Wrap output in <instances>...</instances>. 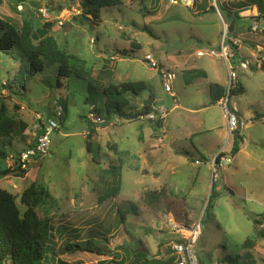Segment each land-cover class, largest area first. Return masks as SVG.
I'll return each mask as SVG.
<instances>
[{"label":"rangeland","instance_id":"obj_1","mask_svg":"<svg viewBox=\"0 0 264 264\" xmlns=\"http://www.w3.org/2000/svg\"><path fill=\"white\" fill-rule=\"evenodd\" d=\"M247 1L118 0L100 7L94 17L83 0H0V18L17 28L22 19L33 29L52 21L49 34L59 48L83 59L87 70L81 78H58L57 64L46 62L26 78L21 95L0 89V111L5 121L15 123L5 146L9 157L0 159V168L10 169L0 177V189L13 195L21 213V196L31 184L49 193L35 210L53 226L56 253L42 264H129L136 251L157 264H178L171 243L184 242V228L198 219L200 235L192 248L196 259L186 264H264V14L259 16L255 4L236 8L237 2ZM227 10L238 14L232 30ZM223 41L236 46V57L226 61L220 56ZM147 55L175 72V96L164 90ZM17 67L15 59L0 52V82L10 80ZM138 80L146 89L127 98L138 109L152 96L149 115L132 120L107 116L85 102L89 83L96 87L91 97L100 106L103 86ZM235 82L243 86L241 93L229 101L224 96L220 105L211 103L215 85L226 94ZM60 101L67 110L51 131L48 150L21 165L19 154L33 143L42 123L55 112L64 115ZM227 101L245 118L235 127L243 136L235 155L226 147L233 138L227 121L224 128ZM89 111L104 122L93 124ZM2 140L0 135V146ZM87 143L97 150L96 159ZM220 152L231 162L214 163ZM116 164L121 166L119 193L99 202L111 180L104 170ZM213 185L212 206L205 211ZM65 225L77 229V240L89 235L100 240L105 255L64 252V242L73 236L55 228Z\"/></svg>","mask_w":264,"mask_h":264},{"label":"trees","instance_id":"obj_2","mask_svg":"<svg viewBox=\"0 0 264 264\" xmlns=\"http://www.w3.org/2000/svg\"><path fill=\"white\" fill-rule=\"evenodd\" d=\"M118 3V0H83L85 10L96 17L97 11L100 7L111 6ZM255 4L259 11L264 14V4L262 0H249L246 2H237L235 5L237 9H246L248 5ZM264 16V15H263ZM226 18L229 20V30L233 29L235 21L238 19V14H233L229 10L226 12ZM52 21H47L39 28L33 29L30 21L22 19L19 28L15 27L8 21L0 18V52L5 53L11 58L15 59L18 63L16 72L13 74L10 80L5 81L4 87L10 93L21 95L26 90L25 80L28 76L41 71L46 62L57 64V75L68 76L70 74L81 78L87 75L85 69V61L80 57L70 54L59 48L55 39L49 34V28L52 25ZM144 30L150 36H153V32L147 27L142 26ZM233 56L236 57V46L230 41ZM263 65V64H262ZM264 66V65H263ZM50 84V82H45ZM146 83L142 80L138 81H126L121 82L118 85L109 84L103 86V90L99 93L102 96V105L97 106L95 100L91 95L96 93V87L88 84V95L85 102L92 104L91 110L100 112L103 111L108 116L113 113L119 117L125 119H137L140 116H145L154 112L152 105H143L142 107L135 109L133 105H130L127 96L139 95L146 89ZM216 89L211 93L210 101L214 103L219 99L227 95L228 101L231 95L243 91V86L239 82H235L228 89V93L225 94L226 89L219 85H215ZM227 101V107L229 110L235 111L237 118L239 119V112L234 110ZM62 105L63 114L56 112L52 119L56 123L61 124L67 110L66 104L60 101ZM46 119V120H48ZM3 113L0 111V135L3 137L2 145L0 146V159H5L8 156L6 152V145L11 143V133L14 129V122L10 120L5 121ZM47 121H45L46 123ZM161 121L156 122V127L161 126ZM42 123V126L45 124ZM24 123H21L20 129H24ZM58 129V128H56ZM94 129L90 128L89 133ZM232 144L230 148V154L235 155L240 148V144L243 141V136L238 129L232 132ZM29 146V145H28ZM25 149V148H24ZM86 149L92 153L94 159H96L97 150L94 149L90 143L86 144ZM224 153L220 152L215 157L214 162L218 164L220 156ZM9 168H0V177L9 172ZM121 166L120 164L110 165L104 173L111 177L109 185L106 191L102 192L98 200L103 201L106 198L114 197L119 193L121 184ZM214 185L211 187L207 205L205 211L211 208V199L213 197ZM42 195L49 197V193L42 187L31 184L25 189L21 196V202L25 205L23 212L15 203L13 195L0 189V264H42L43 261L53 259L55 255V249L53 251L54 244L51 239L53 233V226L47 217H40L35 208L38 206L42 199ZM120 219L124 217L121 210L117 211ZM55 228V227H54ZM56 229L58 233H68L73 236V240H66L63 245L64 252L74 251H87L95 253L97 255H105V245L94 236L77 240L79 232L76 228L68 226H62ZM62 233V234H63ZM263 236L264 233L261 232ZM105 238V236H104ZM232 261L230 257H226ZM233 260H237L234 258ZM107 260H99L96 264H106ZM116 264H124L122 261ZM129 264H157L154 259H148L147 255L142 251H136L133 253V259L130 258ZM171 264V263H166Z\"/></svg>","mask_w":264,"mask_h":264},{"label":"built area","instance_id":"obj_3","mask_svg":"<svg viewBox=\"0 0 264 264\" xmlns=\"http://www.w3.org/2000/svg\"><path fill=\"white\" fill-rule=\"evenodd\" d=\"M43 14H46V11H42ZM258 27L257 23H254L252 25V29L255 30ZM199 55H202V51H198ZM220 56L223 57L224 60L228 61L229 58H232L233 52H232V47L231 45L227 42L225 43L224 41L220 44ZM146 59L148 62H150L151 66L153 68H156L159 75H160V80L162 81V86L164 90L168 93H170L172 96L174 93L172 92V83L174 81L175 77V72L173 70L165 69L163 67H159V65L152 60L150 55L146 56ZM232 74L231 77L234 76V72L231 71ZM5 82H0V89L2 91L7 90L4 87ZM230 88V87H229ZM227 111H226V121L228 124V128L231 131L232 129L235 130L237 128L236 125L240 123V120L237 118V115L235 111L229 110L228 107L226 106ZM234 109V108H233ZM91 110V109H90ZM235 110V109H234ZM59 114V113H58ZM87 114V118L90 120V118L93 120L91 121L93 124H101L104 122V118H101L100 116H95L92 111H89ZM149 115V114H147ZM47 122L43 125V129L41 130L40 133H38L34 138L33 143H31L29 146H27L25 149L21 151L19 154V158L17 159L21 165H26L27 161L29 159H34L35 157H40L43 155L49 148L50 146V134L53 129L58 128V123L53 121L52 119L46 120ZM235 128V129H234ZM218 155V154H217ZM9 156H7L8 158ZM223 162L225 163H230L231 162V157L230 156H220V160L218 164H222ZM186 229L187 235L185 236V241L184 242H178V241H173L171 243V247L173 249V252L178 255V264H186V260H195L196 257L195 255L192 254V248L196 240L198 239L200 235V230H201V221L198 219L197 221H194L192 225L189 227L184 228ZM213 264H221L218 261H215Z\"/></svg>","mask_w":264,"mask_h":264},{"label":"crops","instance_id":"obj_4","mask_svg":"<svg viewBox=\"0 0 264 264\" xmlns=\"http://www.w3.org/2000/svg\"><path fill=\"white\" fill-rule=\"evenodd\" d=\"M169 94H170V93H169ZM170 95H171V94H170ZM173 96H175V92H174V95H173ZM218 102H219V103H218ZM213 104H214V103H213ZM226 104H227V103H226ZM175 105H177V104H175ZM175 105H174V106H175ZM209 105H210V104H209ZM214 105H220V101H216ZM221 106H223V105H221ZM230 106L232 107L233 104L230 105ZM235 106H236V105H235ZM235 110L239 112V115H240V116H239V120L241 121L242 118H244V114H243V112H242L241 110H239L238 108H236ZM222 111H223V109H222ZM223 113H224V111H223ZM256 117H258V115H256ZM263 117H264V116H263ZM263 117H262V118H263ZM244 119H245V118H244ZM224 128H226V130H227V127H226V120H225ZM195 133H196V132H191L190 134H191V135H194ZM228 142H229V143H228V145H227L226 147H228V148L230 149L232 140L229 139ZM192 147H193V146H192ZM193 149L196 151V148H195V147H193ZM240 149H241V148H239V151H240ZM217 151H218V150H217ZM199 155H200V157H201V153H199ZM215 155H216V153H215ZM215 155H214V156H215ZM195 161H197L196 163L200 162L199 159H198V160L195 159Z\"/></svg>","mask_w":264,"mask_h":264},{"label":"water","instance_id":"obj_5","mask_svg":"<svg viewBox=\"0 0 264 264\" xmlns=\"http://www.w3.org/2000/svg\"><path fill=\"white\" fill-rule=\"evenodd\" d=\"M151 101H153V97L152 96H148V98L145 99V101L143 102V105H148Z\"/></svg>","mask_w":264,"mask_h":264},{"label":"clouds","instance_id":"obj_6","mask_svg":"<svg viewBox=\"0 0 264 264\" xmlns=\"http://www.w3.org/2000/svg\"><path fill=\"white\" fill-rule=\"evenodd\" d=\"M215 159V158H214ZM215 163V162H214Z\"/></svg>","mask_w":264,"mask_h":264}]
</instances>
